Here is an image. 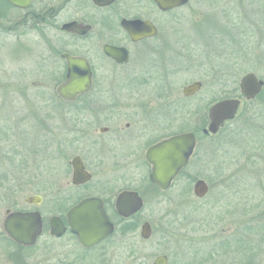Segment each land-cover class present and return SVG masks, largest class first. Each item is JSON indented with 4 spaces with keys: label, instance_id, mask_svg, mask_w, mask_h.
Here are the masks:
<instances>
[{
    "label": "flooded vegetation",
    "instance_id": "af4514ba",
    "mask_svg": "<svg viewBox=\"0 0 264 264\" xmlns=\"http://www.w3.org/2000/svg\"><path fill=\"white\" fill-rule=\"evenodd\" d=\"M202 1L186 0L178 5L173 4L175 0H0L1 42L62 46L59 55L64 61V74L58 84L65 80L64 54L84 59L91 72V84L83 88L88 90L72 100L57 94L58 84L14 88L55 89L63 102V136L56 149L61 163L51 165L52 145L48 137L42 144H29L32 157L22 161L20 156L30 135L13 133L18 142H23L21 151L17 142H0L1 156L12 157L15 168L22 170V176L18 175L14 183L16 187L35 189L22 200L17 196L8 200L12 195H0V203H6L0 213V264H156L158 259V264L191 263L186 247L178 246L169 252L170 242L162 239V247L168 250L155 256L149 253L152 214L147 215L146 211L150 212L148 198H158L188 167L200 134L195 129L188 131L195 134L192 154L166 189L150 180L152 164L146 155L157 143L179 134L164 133L162 118L156 117L162 116L163 106H172L163 99L168 98L173 74L162 62L175 58L168 53L173 51L170 45L181 22L180 14L193 13L196 3ZM232 25L231 31L224 26L220 29L226 41L228 37L234 41L235 34L239 36L237 22ZM111 47L118 50L119 59L126 57V61L110 56L106 49ZM101 60L115 68L129 66L127 71L136 75L127 78L128 85H105V76L97 74L94 66L95 61ZM134 62L140 63V71L133 72L137 67ZM158 64L164 72L153 71ZM147 89L154 90L150 98ZM69 106L75 115L68 113ZM7 129H0V139L10 137ZM36 151L43 152L44 160L45 156L47 159L42 170H36L34 164ZM34 196L40 200L33 201ZM84 201H88V211L97 212L89 214L90 219L104 222L94 230L73 228V221L80 218L74 211ZM45 202L48 209L43 210ZM34 212L39 213L41 229L32 243H25L19 240V222L10 216ZM52 219L60 223L58 234L52 232ZM146 223L149 230L143 229Z\"/></svg>",
    "mask_w": 264,
    "mask_h": 264
},
{
    "label": "rangeland",
    "instance_id": "374dc122",
    "mask_svg": "<svg viewBox=\"0 0 264 264\" xmlns=\"http://www.w3.org/2000/svg\"><path fill=\"white\" fill-rule=\"evenodd\" d=\"M180 18L171 40L173 51L168 53L175 58L162 62L173 74L168 98L163 99L172 106H163L162 116L156 117L162 118L164 133L197 129L200 139L188 167L170 188L158 198H148L150 212L146 213L152 214L149 220L153 230L148 251L152 256L167 251L160 243L163 240L170 242L169 252L186 247L190 264H264V86L254 100L241 98L236 117L225 122L217 134L202 137L199 130L206 127L207 110L215 101L240 97L239 80L244 74L252 72L264 81V0H204L196 3L193 13L180 14ZM236 22L239 36L226 41L220 29L224 26L231 31ZM61 48L0 41V129L8 128L10 135L0 142H17L21 151L23 142L13 133L30 135L20 161L32 157L29 144H42L48 137L51 165L61 163L56 149L63 136V102L55 89H14L58 84L64 74ZM94 66L97 74L105 76V85H128L127 78L136 75L127 71L129 66L115 68L102 60L95 61ZM163 67L158 64L153 71L164 72ZM140 70L139 63L133 72ZM193 81H201V89L184 96L182 87ZM153 92L147 89V97ZM175 111L178 115L173 114ZM68 113L75 115L70 106ZM54 154L57 157L53 158ZM33 157L36 170H42L46 156L44 160L43 152L36 151ZM11 158L0 154V178L4 177L0 195L22 200L35 189L16 187L22 170L15 168ZM196 179L208 185L202 198L193 193ZM5 207L6 203H0V213ZM45 207L48 209L46 202L43 210Z\"/></svg>",
    "mask_w": 264,
    "mask_h": 264
},
{
    "label": "water",
    "instance_id": "95a60500",
    "mask_svg": "<svg viewBox=\"0 0 264 264\" xmlns=\"http://www.w3.org/2000/svg\"><path fill=\"white\" fill-rule=\"evenodd\" d=\"M186 0H175L173 4H182ZM172 5V4H171ZM106 52L120 62L126 61L118 58V50L116 48H107ZM67 62V69L65 80L58 84L56 89L57 94L66 100H72L77 94L86 92L88 89H83L91 84L90 67L88 63L79 57L63 55ZM264 81L259 79L254 73L248 72L244 74L239 80V91L245 100H251L262 90ZM201 89V82L194 81L182 88V94L186 97L192 96ZM241 100L237 97L225 98L214 102L207 110L208 124L202 129L203 134H216L223 124L235 117ZM195 146V134L192 132H181L169 138L162 140L147 151V160L152 164V172L150 180L162 189H166L173 178L177 176L178 172L184 168L192 154ZM78 172H74V175ZM208 191V185L203 179H197L193 184V193L197 198H202ZM38 202L39 196L31 198ZM88 201L80 203L74 213H79L80 218L73 221V228L78 231H90L96 228V225L104 222H99L90 219L89 214H97L96 211H88L86 208ZM85 215V216H83ZM87 216V217H86ZM14 217L19 222V240L25 243H32L36 235L41 229V221L38 212L34 213H12L10 216ZM89 217V218H88ZM52 232L58 234L61 229L60 223L57 219H52ZM103 230H108L109 227H103ZM144 230L148 229V224H144ZM159 259L157 260V262ZM160 261L163 262L162 258ZM156 262V264H158ZM163 264V263H161Z\"/></svg>",
    "mask_w": 264,
    "mask_h": 264
},
{
    "label": "trees",
    "instance_id": "16d2710c",
    "mask_svg": "<svg viewBox=\"0 0 264 264\" xmlns=\"http://www.w3.org/2000/svg\"><path fill=\"white\" fill-rule=\"evenodd\" d=\"M197 133H199V131L196 129ZM203 136V135H202Z\"/></svg>",
    "mask_w": 264,
    "mask_h": 264
}]
</instances>
